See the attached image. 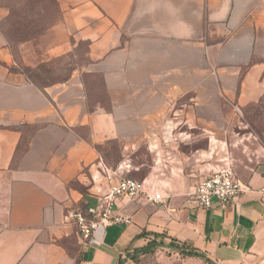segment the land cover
I'll use <instances>...</instances> for the list:
<instances>
[{
    "label": "crops",
    "instance_id": "1",
    "mask_svg": "<svg viewBox=\"0 0 264 264\" xmlns=\"http://www.w3.org/2000/svg\"><path fill=\"white\" fill-rule=\"evenodd\" d=\"M56 1L55 23L15 41L0 0V264H211L143 253L158 235L212 264H264V168L236 172L245 191L226 207L195 199L227 164L225 108L263 93L264 0ZM64 57L65 79L40 86L25 73ZM128 177L164 201L119 198L133 222L85 241L70 215Z\"/></svg>",
    "mask_w": 264,
    "mask_h": 264
},
{
    "label": "rangeland",
    "instance_id": "2",
    "mask_svg": "<svg viewBox=\"0 0 264 264\" xmlns=\"http://www.w3.org/2000/svg\"><path fill=\"white\" fill-rule=\"evenodd\" d=\"M13 5L9 30L15 41L37 35L49 28L59 16L56 0H10ZM80 62L84 56H81ZM57 65L45 63L33 76L41 85L56 79H65L71 69V58L64 57ZM231 116L223 119L221 151L222 165L232 163L240 177L264 168V89L258 100L228 105ZM209 144V138L201 139ZM211 174V173H210ZM145 172L135 177L142 178ZM209 175V174H208ZM207 175V176H208ZM206 176V177H207Z\"/></svg>",
    "mask_w": 264,
    "mask_h": 264
},
{
    "label": "built area",
    "instance_id": "3",
    "mask_svg": "<svg viewBox=\"0 0 264 264\" xmlns=\"http://www.w3.org/2000/svg\"><path fill=\"white\" fill-rule=\"evenodd\" d=\"M245 191V185L238 178L232 163L212 172L202 179L195 189V199L200 207L211 208L216 203L226 207L234 203ZM264 199V188L260 190ZM145 197L154 202H163L164 195L147 187L145 180L123 178L111 184L110 191L102 197L97 206L88 211H74L70 217L78 225L81 237L87 241L100 227L112 224H130V215L116 212V202L121 197Z\"/></svg>",
    "mask_w": 264,
    "mask_h": 264
},
{
    "label": "trees",
    "instance_id": "4",
    "mask_svg": "<svg viewBox=\"0 0 264 264\" xmlns=\"http://www.w3.org/2000/svg\"><path fill=\"white\" fill-rule=\"evenodd\" d=\"M45 64V63H44ZM44 64L39 65L37 68H25V73L30 77V79L42 86L39 81L34 78L33 74L41 68ZM162 247H168L174 250L179 251L183 256H195V257H200L203 258L206 262L213 263L210 258H208L206 255L201 253L198 249L191 247L187 245L186 243L173 238L169 237L167 235H158L156 239L152 240L147 247L144 248L143 253L145 254H152L155 253L157 249L162 248ZM138 255H133V259L138 260Z\"/></svg>",
    "mask_w": 264,
    "mask_h": 264
}]
</instances>
